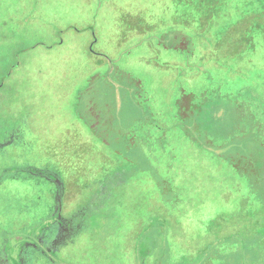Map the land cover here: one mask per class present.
<instances>
[{"label":"rangeland","instance_id":"obj_1","mask_svg":"<svg viewBox=\"0 0 264 264\" xmlns=\"http://www.w3.org/2000/svg\"><path fill=\"white\" fill-rule=\"evenodd\" d=\"M0 264H264V0H0Z\"/></svg>","mask_w":264,"mask_h":264},{"label":"flooded vegetation","instance_id":"obj_2","mask_svg":"<svg viewBox=\"0 0 264 264\" xmlns=\"http://www.w3.org/2000/svg\"><path fill=\"white\" fill-rule=\"evenodd\" d=\"M44 255V254H43ZM47 260V259H46Z\"/></svg>","mask_w":264,"mask_h":264}]
</instances>
